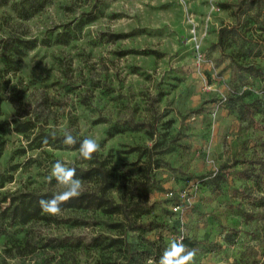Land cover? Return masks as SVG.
<instances>
[{
  "label": "rangeland",
  "instance_id": "374dc122",
  "mask_svg": "<svg viewBox=\"0 0 264 264\" xmlns=\"http://www.w3.org/2000/svg\"><path fill=\"white\" fill-rule=\"evenodd\" d=\"M190 18L198 28L209 18L201 64ZM229 25L234 30L226 32L222 53L212 45ZM262 26L264 0H48L29 18L0 6V38L36 42L11 63L0 50V94L23 92L21 113L5 100L0 121L34 123L26 134L13 123L0 132V199L60 192L55 179L46 180L52 165L88 164L77 149L37 148L40 133L94 138L115 169L110 195L118 202L130 200L126 185L145 182V148L155 144L154 158L162 162L144 185L150 212L140 221L153 229H116L122 215L92 208L26 224L0 213V264L158 262L181 234L192 242L185 246L196 252L193 264H264ZM241 44L260 55L234 54ZM241 64H254L255 73ZM245 89L244 98L233 93ZM252 98L258 103L242 118L241 104ZM81 181L83 190L95 188ZM118 237L130 242V253L113 245Z\"/></svg>",
  "mask_w": 264,
  "mask_h": 264
},
{
  "label": "trees",
  "instance_id": "16d2710c",
  "mask_svg": "<svg viewBox=\"0 0 264 264\" xmlns=\"http://www.w3.org/2000/svg\"><path fill=\"white\" fill-rule=\"evenodd\" d=\"M48 0H0V6L11 5L12 9L16 12L17 16L20 18H29L32 14L39 11L44 7ZM224 8H228V4H223ZM229 30L226 26H222L218 31V39L213 43L214 49L219 48L222 53H227L229 45L224 44L226 37V32H231L234 30L232 25H229ZM261 30L264 32V26ZM263 37L260 41H264V34L259 35ZM230 44V43H228ZM36 45L35 40L28 39L24 40L17 36H8L0 38V50L5 58L6 63H11L14 61V56L24 54V47L31 48ZM241 57L245 56H259L260 52L253 51L251 46L247 49L243 47V44L238 46V48L233 52ZM233 58L235 55H233ZM223 57H220V62ZM254 64H241L240 69L246 70L251 73L254 72ZM234 95L242 96V98L249 96L250 93L247 90H234ZM23 92L14 93L12 95L0 94V115L2 114V103L5 100H10L16 110L21 113L23 108ZM258 98H252L249 102H243L241 104V117L245 116L246 108H252L254 104L258 103ZM13 123L14 130L20 133H27L30 131L34 123L31 119L23 120L14 118L9 121H0V132H2L5 127ZM86 137H77V143L72 146L65 145L62 140L63 136H53L51 134L40 133L34 138V143L37 148H42L46 146H52L57 148L66 149H77L79 150L80 141ZM145 148L143 155L147 156L146 165L140 167L141 175L145 177V182L140 185H136V188H131V186H125L126 190L130 193V200H124L122 202L116 201L111 195L110 191L115 186L116 174L115 169L111 166V159L109 156H103L100 152L93 154L91 160H87L88 164L86 166H77L74 168L77 171V176L81 180L93 181L95 183V188L93 190H83L82 194L78 198L71 199L70 201L61 205L62 210L70 208H80V209H100L106 214H120L123 216V221L115 222L113 227L116 229H129L132 231H148L153 229L152 222H141L140 219L143 215L150 212L149 208V197L146 190V183L150 181V171L162 166L160 158H154L153 149ZM3 148L0 147V155ZM146 179H148L146 181ZM3 183L0 182V186ZM58 192L54 191H24L19 193H13L5 195L0 199V213L2 216L10 219L11 222H16L20 224H26L33 220H51L52 215L45 214L41 211L39 206L40 199H51L52 196L56 195ZM6 203V204H3ZM175 213V212H173ZM179 217V216H178ZM184 245H191V240L184 236L182 240ZM113 245H122L125 250L130 253L131 244L126 239L122 237L115 238L113 240Z\"/></svg>",
  "mask_w": 264,
  "mask_h": 264
},
{
  "label": "clouds",
  "instance_id": "9594fccd",
  "mask_svg": "<svg viewBox=\"0 0 264 264\" xmlns=\"http://www.w3.org/2000/svg\"><path fill=\"white\" fill-rule=\"evenodd\" d=\"M62 142L65 145L72 146L77 143L76 137L70 132L65 131ZM100 151V144L94 138H84L80 141L79 154L84 160H91L93 154ZM55 179L62 191L52 196L51 199H40L39 206L45 214L58 216L62 208L61 205L78 198L83 191V184L77 176L74 167L67 166L64 162L57 160L51 167V171L46 177L48 183ZM196 252L194 249H188L182 241L172 240L170 245L165 248L158 262L149 257L145 264H193Z\"/></svg>",
  "mask_w": 264,
  "mask_h": 264
},
{
  "label": "built area",
  "instance_id": "2783aa9c",
  "mask_svg": "<svg viewBox=\"0 0 264 264\" xmlns=\"http://www.w3.org/2000/svg\"><path fill=\"white\" fill-rule=\"evenodd\" d=\"M209 19V18H208ZM206 20L204 22V25L202 28H198L197 22L193 19L190 18L192 28H191V40L193 42V49L195 51V58L198 64H201L205 62L206 56L205 52L203 50V40L208 34V27H209V20ZM217 112L213 111V115H216ZM186 197V195L184 196ZM173 210L175 212L181 211V205L179 202L175 203L174 206H172ZM184 238V234H181L177 240L182 241Z\"/></svg>",
  "mask_w": 264,
  "mask_h": 264
},
{
  "label": "crops",
  "instance_id": "0c3cea01",
  "mask_svg": "<svg viewBox=\"0 0 264 264\" xmlns=\"http://www.w3.org/2000/svg\"><path fill=\"white\" fill-rule=\"evenodd\" d=\"M217 39H218V32H217V37H216V40H214V43L217 41Z\"/></svg>",
  "mask_w": 264,
  "mask_h": 264
}]
</instances>
